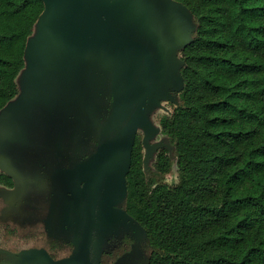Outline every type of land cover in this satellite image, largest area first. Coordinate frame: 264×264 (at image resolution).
<instances>
[{"label": "trees", "instance_id": "trees-1", "mask_svg": "<svg viewBox=\"0 0 264 264\" xmlns=\"http://www.w3.org/2000/svg\"><path fill=\"white\" fill-rule=\"evenodd\" d=\"M178 1L195 28L177 105L160 120L175 178L165 179L160 153L146 180L135 136L126 209L145 229L148 264H264V0ZM42 9V0H0V108L19 91Z\"/></svg>", "mask_w": 264, "mask_h": 264}, {"label": "rangeland", "instance_id": "rangeland-1", "mask_svg": "<svg viewBox=\"0 0 264 264\" xmlns=\"http://www.w3.org/2000/svg\"><path fill=\"white\" fill-rule=\"evenodd\" d=\"M114 6L115 11L108 7L104 10L108 13L109 22L126 32L130 37L144 43L153 56L155 67L156 62L165 64L162 59L163 52H165L164 56L168 55L165 59L168 61L165 64L167 65L165 72L176 76L179 73L182 43L175 45L170 52V46L164 42L167 31L157 30L159 25H169L170 19L157 17L159 9L158 11L153 9L150 6V0H115ZM186 27L187 35L190 37L195 27L191 11L186 19ZM43 30L42 35L36 36V40L41 38V42L36 46L38 64L42 65L52 60L62 61L61 50L55 43V40L59 42L60 38L55 37L50 30L46 31V28ZM178 32H181V29L178 28L174 35L177 36ZM30 59L29 55L27 62L29 73L32 75L34 63ZM70 60L73 63V72L69 73L63 69L60 71L59 68L56 71H48L47 83H60L61 81L64 87L68 88L70 85L81 84L79 89L82 91L81 94L85 102L88 103L90 93L93 96L94 92L92 69L82 70L79 73L80 67H91L98 73V69H101L102 66L96 62V59L95 63L90 60L85 53L83 55L75 53L72 58L70 57ZM122 67L124 68V65ZM47 74H42L39 80L44 81ZM153 74L151 76L152 84L154 82ZM19 80L24 88L31 84L24 73L20 75ZM155 83L166 92L163 96L152 98L146 109L148 120L156 131L144 141L145 132L139 127L136 135L137 146L140 154V166L146 180L149 174L157 169L160 153H164L170 161V165L163 174L169 181L175 178V147L169 136L163 131L160 120L163 116L169 115L177 105L180 87H178L177 81L161 77H157ZM95 88L97 90V85ZM63 91L64 89H62ZM99 96L101 97V110L99 112L100 103L96 101L95 121L91 115L89 116V113H86L85 122L78 130L71 127L65 129L55 127L56 124L69 126L74 121L72 119L66 122V117H63L64 103L57 102L55 109L58 114L52 120L47 116L45 109L39 107L35 110L30 104L29 108L24 110L27 113L22 114L19 118L21 123L16 129V136L7 133L5 138L0 139V157L6 162L0 165V173L9 178L5 183L0 182V218L3 217L11 224L14 223L20 227L21 232L25 230L37 232L41 230V227H44L47 232L46 225L50 224L49 235L62 236L61 238L72 237L74 223L71 207H77L78 190L74 189L75 191L64 201L56 179L61 176V168L74 167L83 160L87 153L95 149L100 130L98 126L99 124L103 126L110 111L112 94L105 87V83L96 91L95 100ZM16 97L18 94L10 98L9 102L14 101ZM131 103L132 101H128L121 105L119 112L121 117L126 113ZM97 115L100 122L94 128ZM79 179L80 177L71 180L70 183L76 185ZM101 197H103V192ZM126 197L127 191L125 195H118L114 198L111 209L116 210L117 216L98 244L97 250H109L124 241L126 242L123 249L125 252L115 264H148L150 249L146 244L147 235L141 224L127 211ZM103 199L105 198L103 197ZM103 202L101 198V207H107ZM111 209L109 207V212ZM51 217L54 218L51 219ZM3 231V227L0 225V264H21L26 257V251L21 250L17 254L8 251L6 248L14 249L20 244L16 243V239L4 237L8 233L5 234ZM38 243L39 248L41 244ZM75 249H77L76 246Z\"/></svg>", "mask_w": 264, "mask_h": 264}, {"label": "water", "instance_id": "water-1", "mask_svg": "<svg viewBox=\"0 0 264 264\" xmlns=\"http://www.w3.org/2000/svg\"><path fill=\"white\" fill-rule=\"evenodd\" d=\"M42 2L43 9L34 23L32 33L26 40L24 65L16 76L18 97L12 102L8 100L0 108V139L5 138L7 133L16 136V129L21 123L19 118L27 113L24 110L28 109L30 104L35 110L39 107L45 109L47 116L52 120L58 114L55 109L57 102L64 103L63 117H66V122L72 119L74 121L69 126L56 124L55 127L63 129L71 127L76 130L80 129V126L82 128L86 113H89L95 121L96 101L100 103V112L101 97L95 100L96 91L105 83V87L112 94L110 111L103 126L99 124L100 119L97 115L94 128L99 124L100 133L98 132L95 149L87 153L85 158L74 167L60 169L61 175L81 173L85 176L84 185L80 190H87V208L79 249L73 255L47 263L68 264L76 261L78 264H89V241L97 200L99 198L101 202L102 198V202L104 200L103 203L111 209L114 198L126 194V174L130 167L136 133L141 127L145 132L144 141L155 133L156 129L150 124L146 109L152 98L156 99L166 93L159 88L158 84L156 85V78L177 81L178 87L181 88L183 82L179 69L182 61L180 60L179 73L176 76L167 74L165 64L168 61L165 59L168 55L164 56L165 52L162 55L161 51L165 64L156 62L155 67L153 56L144 43L130 37L109 22L108 13L104 10L108 7L115 11V0H42ZM150 6L157 11L159 9L157 17L170 19L169 25L157 27L160 32L167 31L164 42L170 46V52L175 45L181 43L183 48L192 37V35L188 37L186 27V19L190 15L189 9L173 0H150ZM45 28L46 31L50 30L55 37L60 38V41L55 40V43L61 50L62 61L52 60L39 65L36 60V46L41 42V38L36 40V36L42 35ZM178 28L181 32L175 36ZM75 53L81 55L85 53L90 60L95 63L96 59V62L102 66L98 69V73L91 67H80L79 73L82 70L92 69L94 92L93 96L90 93L88 103L85 102L82 91L79 89L81 84L70 85L68 88L64 87L61 81L47 83L48 71H56L59 68L60 71L63 69L69 73L73 72L70 57L72 58ZM29 55L30 61L34 63L32 75L29 73L27 62ZM22 73L26 75L29 83L31 82L25 88L19 80ZM45 73L46 79L40 81L39 78ZM152 73H154L153 84L151 83ZM62 89H64L63 92ZM128 101L132 103L121 117L119 115L121 105ZM5 163V160L0 157V165ZM102 192L105 199L101 197ZM115 213L116 210L111 209L108 225L113 221ZM25 251L26 253L40 252L42 249L33 248ZM28 253L21 264L32 260L28 257Z\"/></svg>", "mask_w": 264, "mask_h": 264}, {"label": "flooded vegetation", "instance_id": "flooded-vegetation-1", "mask_svg": "<svg viewBox=\"0 0 264 264\" xmlns=\"http://www.w3.org/2000/svg\"><path fill=\"white\" fill-rule=\"evenodd\" d=\"M83 175L84 174L81 173L65 174L57 177L56 179V182H58V187L60 188V192L62 193L61 197L64 201H66V197L71 195L72 192L78 190V194L76 196L77 207H71L74 223L71 238H61L62 236L53 237L52 235H49L48 227H51L50 224L46 225V229H48L47 232L45 231L44 227H41V230L37 232H32L30 230L21 232L20 227L16 226L14 223L11 224L3 217L0 218V225L3 227V232H5V234L8 233L4 237H7L8 239H16V243L19 242L21 246H17V248L15 247L14 249L6 248L8 251H12L13 253L17 254L21 250H29L32 249V247L35 249L38 248V242L39 245L41 244L39 248L42 249V251L31 253L27 252L28 257H31L32 260L25 261L23 264H47L54 259L73 255L76 253L75 251L79 249L87 208V190H80L85 182V176ZM79 177L80 179L76 185H72L70 183L71 180H75ZM66 209H68V207H66ZM116 216L117 213H115L111 224L108 225L107 221L110 218L109 207H101V202L98 198L89 241V264H101V262L102 264H115L122 253L125 252L123 249L126 242L124 241L109 250H97L98 244L104 238L108 229L112 226ZM53 218L54 217H51V219ZM75 246L77 249H75ZM68 264H78V262L72 261Z\"/></svg>", "mask_w": 264, "mask_h": 264}]
</instances>
